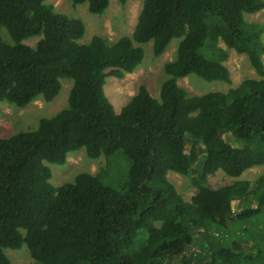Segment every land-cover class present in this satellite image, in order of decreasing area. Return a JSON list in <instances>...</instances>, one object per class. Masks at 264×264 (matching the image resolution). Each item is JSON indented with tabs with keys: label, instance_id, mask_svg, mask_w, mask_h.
Listing matches in <instances>:
<instances>
[{
	"label": "trees",
	"instance_id": "1",
	"mask_svg": "<svg viewBox=\"0 0 264 264\" xmlns=\"http://www.w3.org/2000/svg\"><path fill=\"white\" fill-rule=\"evenodd\" d=\"M46 1L0 0V29L14 43L0 35V103L24 108L39 96L52 102L62 79L73 82L67 109L41 119L35 130L0 140V264H12L5 249L24 245L33 264H164L185 260L193 229L228 228L261 215L264 175L252 191L254 205L238 212L232 201L248 195L249 182L215 188L206 181L218 171L239 177L264 165V24L244 20V14L264 10V0H145L132 36L111 47L100 36L80 44L83 22ZM110 1L72 3H87L90 13L101 15ZM32 38H39L34 47L24 43ZM175 39L181 41L176 59L164 66L169 78L161 101L141 86L116 114L104 94L106 79H123L141 65L144 50L135 44L152 41L161 56ZM220 41L247 54L260 79L226 93L196 95L180 87L177 81L190 75L207 83L230 81ZM204 49L220 60L207 59ZM186 135L203 142L199 171L185 153ZM81 149L91 159L126 160L119 192L88 173L60 188L50 183L44 163L64 165ZM169 171L192 175L198 192L190 202L167 180ZM203 264H264V256L231 242Z\"/></svg>",
	"mask_w": 264,
	"mask_h": 264
},
{
	"label": "rangeland",
	"instance_id": "2",
	"mask_svg": "<svg viewBox=\"0 0 264 264\" xmlns=\"http://www.w3.org/2000/svg\"><path fill=\"white\" fill-rule=\"evenodd\" d=\"M144 2L145 0H127L125 4H121L119 0H111L108 9L101 15L90 13L87 3L74 6L72 0H47L45 4L52 6L57 13L83 22L85 34L79 41L80 44H89L93 37L100 36L105 45L111 47L120 38L132 36ZM244 20L246 25L264 24V10L254 14H244ZM0 35L6 44H14L4 29H0ZM38 39L32 38L24 43L34 47ZM261 40L264 45V34ZM180 41L181 39L173 40L161 56L154 54L152 41L143 45L135 44L144 50L141 65L135 72L126 74L123 79L108 77L104 86L105 97L116 114H121L122 109L141 86L146 87L155 99L161 101V86L169 78L164 66L176 59ZM218 47L227 54V58L221 62L229 72L230 81L228 83L222 81L207 83L196 75H190L179 79L178 85L187 89L191 94L204 95L214 92L226 93L230 89L238 87L246 79H260L247 54L238 53L222 41L218 43ZM202 53L209 60H220L219 57H214L206 49ZM262 61L264 64V55ZM61 83L60 93L52 102H45L39 96L24 108H19L8 102L0 103V140L21 132L35 130L41 119L52 118L67 109L73 82L66 78L62 79ZM224 137L231 145L240 146V143L231 135L225 134ZM185 138V153L192 160L194 171H199L205 154L203 142L201 139L192 138L189 135H186ZM44 164L51 170L50 183L55 188L73 183L77 175L88 173L93 176L100 175L104 184L119 192L127 179L128 166L125 159L120 156H115L111 161H107L104 156L91 159L85 149L70 153L64 165L47 162ZM263 175L264 165L253 167L239 177H229L222 171H218L214 176L208 178L206 184L221 188L240 181L249 182L248 195L245 197L236 196L232 201L234 211L238 212L245 207L254 205L252 191L258 187L257 181ZM191 176L173 171H169L167 174V180L174 185L176 191L186 202H190L198 192V187L193 183ZM193 237V245L186 252L185 260L180 257L167 258L164 264H203L209 259V254L213 250L230 245L231 242H235L237 249L241 252L252 250L257 253L260 251L264 256V208L261 215L244 221L236 220L228 228L208 224L202 228L193 229ZM4 253L12 264L34 263L25 245L18 250L5 249Z\"/></svg>",
	"mask_w": 264,
	"mask_h": 264
}]
</instances>
